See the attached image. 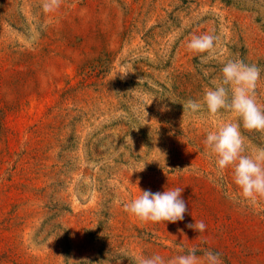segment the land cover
<instances>
[{
  "label": "rangeland",
  "instance_id": "1",
  "mask_svg": "<svg viewBox=\"0 0 264 264\" xmlns=\"http://www.w3.org/2000/svg\"><path fill=\"white\" fill-rule=\"evenodd\" d=\"M206 33L211 53L188 49ZM236 59L261 69L264 105V0H0V264H167L192 247L264 264V195L245 197L205 144L232 122L245 155L264 149V131L203 102ZM177 187L183 221L125 211Z\"/></svg>",
  "mask_w": 264,
  "mask_h": 264
},
{
  "label": "clouds",
  "instance_id": "2",
  "mask_svg": "<svg viewBox=\"0 0 264 264\" xmlns=\"http://www.w3.org/2000/svg\"><path fill=\"white\" fill-rule=\"evenodd\" d=\"M59 3L60 0H51V4L57 7ZM44 8L48 10L49 4L45 3ZM218 41L219 36L215 34L193 35L187 47L196 53H211ZM203 60L202 57V62ZM221 72L222 77L211 78L209 80L211 87L204 90L203 102L207 110L211 114H217L221 109L233 112L242 120L245 129L264 131V105L259 104L255 98L261 69L245 63L242 59H236L224 63ZM203 75L208 77V71L204 70ZM201 108L202 105L196 101L184 102L185 111L197 112ZM205 144L217 156L216 164L220 170L234 165V182L242 189L245 197H253L254 194L264 195V149L255 155L244 154L245 144L240 124L228 122L217 130L208 132ZM144 168L145 166L138 171H143ZM183 191L179 187L166 188L163 192L155 193L151 190H141L139 196L125 204V211L146 222L183 221L187 212L186 203L181 195ZM187 226L199 233L206 230L203 221H195L194 224ZM180 250L184 251L183 248ZM198 251H203V264H223L219 252L196 247L189 248L185 254L168 260L167 264H201V258L197 256ZM132 259L133 264H166L160 255L136 256Z\"/></svg>",
  "mask_w": 264,
  "mask_h": 264
}]
</instances>
